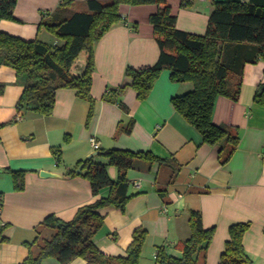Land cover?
<instances>
[{
  "label": "crops",
  "instance_id": "0c3cea01",
  "mask_svg": "<svg viewBox=\"0 0 264 264\" xmlns=\"http://www.w3.org/2000/svg\"><path fill=\"white\" fill-rule=\"evenodd\" d=\"M83 1L73 3L79 8L84 7ZM214 1L192 0L190 6L180 7L179 0H171L177 27L205 34ZM55 2L61 5L62 0H17L16 19H2L0 30L27 40H48L41 23L44 14L55 11ZM156 11L155 4L122 3L123 21L96 43L91 88L94 113L88 122L91 103L72 88L56 91L52 114L29 111L19 115L22 78L14 68L0 66V84L5 87L0 94V227L5 226L8 237L0 242V264H19L30 252L39 251L55 233L42 223L47 215L70 220L79 207L108 194L105 188L95 196L87 178L66 172L94 153L109 149L152 151L170 163L140 161L127 171L133 197L125 211L114 206L100 209L105 223L94 241L105 254L125 255L134 230L145 228L148 238L139 264H159L156 254L160 246L181 256L176 244L190 236V210H196L202 213L206 228H216L206 264H219L229 227L248 221L251 227L244 236L245 249L256 264H264V106L254 101L258 84L264 82V58L245 64L238 100L221 95L215 101L213 122L230 126L234 132L238 129L240 135L235 152L223 162L221 145L205 143L172 104L173 96L193 89L191 82H174L170 70L164 69L144 100L132 87L119 91L127 67H150L159 59L161 50L150 22ZM87 57L83 65H77V73ZM132 120L131 132L119 131ZM92 136L100 142L99 149L93 148ZM57 148L62 150L61 162L54 153ZM94 159L109 161L103 153L94 154ZM6 168L26 171L23 190L15 189ZM107 169L111 179L117 180L118 168L109 165ZM43 171L51 175L43 176ZM41 264L63 263L47 257ZM67 264H86V260L76 257Z\"/></svg>",
  "mask_w": 264,
  "mask_h": 264
},
{
  "label": "trees",
  "instance_id": "16d2710c",
  "mask_svg": "<svg viewBox=\"0 0 264 264\" xmlns=\"http://www.w3.org/2000/svg\"><path fill=\"white\" fill-rule=\"evenodd\" d=\"M75 0H62L60 7L43 20L41 26L54 34L61 44L48 45L40 39L27 40L0 30V66L14 68L22 78L24 91L17 102V113H53L56 91L60 88L75 89L77 95L91 103L88 121L94 113L91 94L95 71V45L114 25L123 21L120 5L155 4L157 11L150 16L154 34L160 46V56L150 67H127L119 91L132 87L140 100L146 99L164 69L170 70L174 82H191L193 89L172 97L174 108L192 124L209 145H221V159L226 162L235 152L240 135L238 129L213 122L215 101L224 95L238 100L243 83L246 63L264 58V0H216L210 14L205 34H195L177 27V13L171 0H84V7H77ZM192 0H179L180 7H188ZM17 0H0V21L15 20ZM71 5L73 9L68 8ZM136 27V25H135ZM82 52H87L86 64L81 73L73 67ZM0 84V94L4 91ZM255 103L264 106V82L258 84ZM134 120L119 131L131 132ZM58 162L62 150L54 149ZM106 162L95 161L94 155L81 160L68 176L87 178L93 194L98 196L108 188L106 196L79 207L74 217L64 220L55 214L47 215L43 225L55 230L45 239L36 254L30 252L19 264H41L47 257H56L67 264L82 257L86 264H139L148 238L145 228H136L125 255H107L95 243L94 237L105 223L100 209L114 206L125 211L133 197L127 171L140 162H167L166 158L152 151L109 149L104 152ZM82 165V170L77 171ZM119 170L117 180L111 179L108 166ZM14 180L15 189L25 188V170L6 168ZM1 195V194H0ZM2 200L0 199V205ZM190 236L178 242L181 256L167 252L165 246L157 250L159 264H206L207 251L215 235V226L206 228L200 211L190 210ZM251 222H238L229 227V239L219 264H256L244 246V236ZM5 226L0 227V242L7 241Z\"/></svg>",
  "mask_w": 264,
  "mask_h": 264
},
{
  "label": "rangeland",
  "instance_id": "374dc122",
  "mask_svg": "<svg viewBox=\"0 0 264 264\" xmlns=\"http://www.w3.org/2000/svg\"><path fill=\"white\" fill-rule=\"evenodd\" d=\"M57 2H55V4H54V6H55V11L60 7V4H56ZM80 4H82V3H80ZM50 14H52V12H49ZM49 14V15H50ZM44 16L46 17L45 18V20L46 19H48L49 17H47L46 16V14H44ZM43 26V25H42ZM43 27H45V26H43ZM46 29V28H45ZM47 30V29H46ZM46 32H48L47 34H48V36H49V39L48 40H42V39H40L41 41H43V42H45V43H47L48 45H56L55 44V42H56V40H59L54 34H52L51 32H49L48 30L46 31ZM86 52H82L80 55H79V57L77 58V60H76V66L73 68V72L74 73H77L78 72V68H77V65H79V64H81V65H83L84 64V62H85V56H86ZM81 166L82 165H80L79 167H78V169L79 168H81ZM77 169V170H78Z\"/></svg>",
  "mask_w": 264,
  "mask_h": 264
},
{
  "label": "built area",
  "instance_id": "2783aa9c",
  "mask_svg": "<svg viewBox=\"0 0 264 264\" xmlns=\"http://www.w3.org/2000/svg\"><path fill=\"white\" fill-rule=\"evenodd\" d=\"M90 141H91V144H92L94 149L100 148V142L97 140V138L95 136H92Z\"/></svg>",
  "mask_w": 264,
  "mask_h": 264
},
{
  "label": "water",
  "instance_id": "95a60500",
  "mask_svg": "<svg viewBox=\"0 0 264 264\" xmlns=\"http://www.w3.org/2000/svg\"><path fill=\"white\" fill-rule=\"evenodd\" d=\"M99 152H97V153H94V154H98ZM93 154V155H94ZM93 155H91V156H93ZM91 156H89V157H91ZM81 168H82V166H81ZM81 168H79L78 170L80 171L81 170ZM41 174L43 175V176H49V175H51L49 172H41Z\"/></svg>",
  "mask_w": 264,
  "mask_h": 264
}]
</instances>
